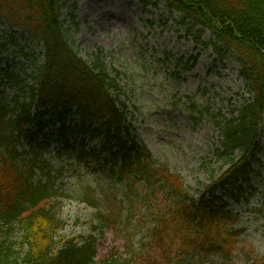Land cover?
<instances>
[{
    "label": "trees",
    "instance_id": "obj_1",
    "mask_svg": "<svg viewBox=\"0 0 264 264\" xmlns=\"http://www.w3.org/2000/svg\"><path fill=\"white\" fill-rule=\"evenodd\" d=\"M78 1L0 0V22L45 46L44 63L21 49L32 60L31 72L25 67L8 72L0 57V76L15 90L10 102L0 95V221L5 226L0 264H216L207 260L213 257L218 264H242L238 261L243 255L238 249L242 218L229 201L245 207L259 189L251 173L262 150L264 0H144L155 5L163 1L170 12L178 13V26L198 49L212 47L218 61L238 63L249 94L229 115L196 104L189 107L194 118L208 116L220 131L214 154L228 166L220 175H211L199 200L178 173L158 165L137 141L119 82L122 73L108 65L107 53L91 52L90 61L79 54ZM9 42L19 48L15 37L0 36V53L16 52ZM196 61L193 56L176 64L189 70ZM57 122V133L40 140L44 128ZM75 134L82 135L81 142H72ZM99 137L101 147L90 148L89 141ZM52 140L62 142L58 156L71 150L79 160L105 154L112 162L109 173L124 185L125 201L117 206L110 195L84 199L99 206L95 228L112 229L124 241L125 252L98 258L93 235L56 240L63 227L52 206L58 189L53 166L43 158ZM252 210L264 213L261 208ZM139 226H147V240L138 239ZM16 230L28 247L24 254L13 246L11 233Z\"/></svg>",
    "mask_w": 264,
    "mask_h": 264
},
{
    "label": "rangeland",
    "instance_id": "obj_2",
    "mask_svg": "<svg viewBox=\"0 0 264 264\" xmlns=\"http://www.w3.org/2000/svg\"><path fill=\"white\" fill-rule=\"evenodd\" d=\"M164 5V2L155 5L149 1L145 6L141 0H79L75 46L88 61L91 51L101 48L108 52L106 61L125 74L120 77V84L125 87L127 103L134 114L139 142L153 159L179 173L199 198L200 183H209L210 172L216 169L218 174L220 171L221 162L213 155L219 144V132L208 118L193 122L187 111L176 109L173 102L184 96L186 106L188 100L193 99L198 105L208 103L213 110L228 112L240 106L244 82L240 67L230 62L216 63L211 49L203 51L195 68L187 73L177 72L171 60H164L167 54L173 58H188L198 52L192 39L181 36L184 32H180L177 16L171 15ZM262 136L264 148V130ZM48 152L53 178L63 173L62 178L56 180L58 200L54 206L63 222L56 240L96 236L98 258L125 251L124 241L116 238L111 229L95 228L96 208L79 198L94 191L102 194L112 190L108 175L111 163L91 157L80 161L70 152L58 158L53 146ZM259 156L264 160V152ZM203 157L213 159L211 169L200 166ZM254 166L255 171H262L254 180L260 183V192L251 199L252 204L247 209H253V205L264 198V166L257 162ZM45 173L46 170H42V174ZM115 195L117 198L113 201L118 206L125 196L122 185H115ZM233 206L241 212L240 207ZM243 218L242 227L246 231L239 245L243 253L239 260L242 264H255L264 257V218L250 210L244 211ZM4 231L5 226L0 221V236ZM146 234V230H138V239L147 237ZM22 237L19 230L11 233L15 251L24 254L28 247L22 245Z\"/></svg>",
    "mask_w": 264,
    "mask_h": 264
}]
</instances>
